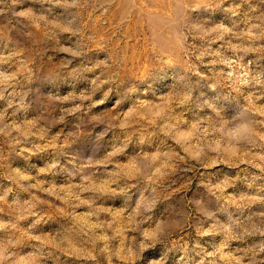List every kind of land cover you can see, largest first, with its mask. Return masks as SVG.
Segmentation results:
<instances>
[{"label": "rangeland", "instance_id": "374dc122", "mask_svg": "<svg viewBox=\"0 0 264 264\" xmlns=\"http://www.w3.org/2000/svg\"><path fill=\"white\" fill-rule=\"evenodd\" d=\"M0 264H264V0H0Z\"/></svg>", "mask_w": 264, "mask_h": 264}]
</instances>
